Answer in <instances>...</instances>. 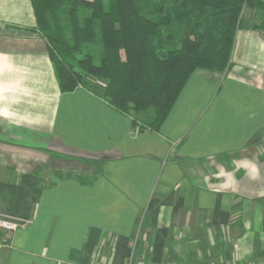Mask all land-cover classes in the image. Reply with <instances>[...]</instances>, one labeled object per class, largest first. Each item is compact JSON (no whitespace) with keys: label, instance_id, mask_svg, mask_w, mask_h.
<instances>
[{"label":"crops","instance_id":"crops-1","mask_svg":"<svg viewBox=\"0 0 264 264\" xmlns=\"http://www.w3.org/2000/svg\"><path fill=\"white\" fill-rule=\"evenodd\" d=\"M36 26L0 0V264H264V31L140 131L104 81L60 90Z\"/></svg>","mask_w":264,"mask_h":264},{"label":"trees","instance_id":"trees-1","mask_svg":"<svg viewBox=\"0 0 264 264\" xmlns=\"http://www.w3.org/2000/svg\"><path fill=\"white\" fill-rule=\"evenodd\" d=\"M31 1L60 90L104 81L140 131L161 126L196 70L229 68L239 29L264 31V0Z\"/></svg>","mask_w":264,"mask_h":264},{"label":"rangeland","instance_id":"rangeland-1","mask_svg":"<svg viewBox=\"0 0 264 264\" xmlns=\"http://www.w3.org/2000/svg\"><path fill=\"white\" fill-rule=\"evenodd\" d=\"M87 14H88L87 12L81 11L80 12V17L86 16ZM38 33H39L40 36H42L44 39H46L41 32H38ZM46 41H47V39H46ZM101 55H102L101 50L97 51V53L95 54V61L96 62L99 61ZM0 237L3 238V239H7L8 238V234L6 232V229L4 227H1V226H0Z\"/></svg>","mask_w":264,"mask_h":264},{"label":"built area","instance_id":"built-area-1","mask_svg":"<svg viewBox=\"0 0 264 264\" xmlns=\"http://www.w3.org/2000/svg\"><path fill=\"white\" fill-rule=\"evenodd\" d=\"M26 223H28V221H27ZM26 223H24L23 225H25ZM0 226H1V227H4V228L6 229L5 225H3V223H2L1 220H0Z\"/></svg>","mask_w":264,"mask_h":264}]
</instances>
